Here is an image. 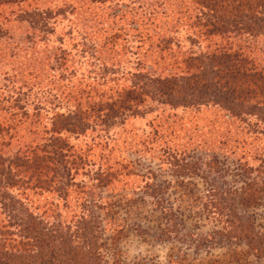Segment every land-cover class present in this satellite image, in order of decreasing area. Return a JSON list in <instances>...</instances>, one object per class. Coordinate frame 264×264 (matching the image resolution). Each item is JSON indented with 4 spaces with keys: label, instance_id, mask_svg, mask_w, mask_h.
<instances>
[{
    "label": "rangeland",
    "instance_id": "obj_1",
    "mask_svg": "<svg viewBox=\"0 0 264 264\" xmlns=\"http://www.w3.org/2000/svg\"><path fill=\"white\" fill-rule=\"evenodd\" d=\"M191 5L0 0V126L7 131L0 137L2 158L43 147L82 160L55 169L52 190L7 184L21 201L15 208L23 202L53 223L58 235H72L78 217L89 219L108 262L264 264L243 241L244 225L264 239L261 121L187 102L190 91L181 87L171 95L143 89L133 77H181L205 69L204 56L222 40L185 20L182 13L188 16ZM231 36L232 50L264 69V39ZM134 82L140 88L136 112L111 118L103 105ZM182 98L186 104H177ZM96 110L116 123L95 124ZM76 118L85 123L83 134ZM107 170L110 180L103 176ZM7 213L0 208V224Z\"/></svg>",
    "mask_w": 264,
    "mask_h": 264
},
{
    "label": "trees",
    "instance_id": "obj_2",
    "mask_svg": "<svg viewBox=\"0 0 264 264\" xmlns=\"http://www.w3.org/2000/svg\"><path fill=\"white\" fill-rule=\"evenodd\" d=\"M190 4L193 9L190 16H187V11L182 13L185 20L193 19L194 25L203 26L210 33L208 36H219L222 40L215 51L204 54L205 69L201 73L181 77H154L149 73L141 75L136 72L133 77L143 82V89L151 88L171 95L174 89L182 88L190 91L187 96L190 101L187 102L198 100L200 104L216 105L237 117L244 116V120L255 116L264 126V69L249 62L241 51L232 50L230 43L231 35L239 33L251 39H264V0H190ZM84 52L83 50L82 53ZM192 60L198 61V58ZM137 84L134 82L127 92L108 99L109 103L103 105L105 111L111 113V118L118 117L119 113L130 112L133 115L136 112L133 106L139 100L140 88ZM183 100L187 99L182 98L176 103L185 105ZM100 112H95V124L102 123L112 127L116 123L105 121L107 114L102 118ZM89 114L84 115L91 118ZM73 115L69 114L70 119L67 116L63 118L66 124H69L67 121L72 122ZM76 120L77 128L83 134L85 123L79 118ZM3 132L7 131L0 126V137ZM65 148L70 153L71 148L67 145ZM58 149L60 151L53 153L43 147H23V151L19 149L18 153L5 159L0 154V208L8 211L7 221L0 224V264H120L117 259L112 262L104 260L100 254L102 240L96 234V226H91L89 219L78 217L75 231L70 236H64L63 233L58 235L57 229L53 230V223L47 225L41 221L23 202L19 208H15L21 201L11 193L7 184L20 185L26 191L29 186L42 191L52 190L50 185L54 180L55 169L68 163L66 160L71 159V166L75 165L76 160L82 161L79 157L71 156L72 154L63 155L61 149ZM109 172L107 170L103 173L104 179H111L113 174ZM6 201L10 203L6 204ZM235 223L237 227H242L240 220L236 219ZM244 227V243L254 257L264 260V239L246 225ZM11 228H15V231H9Z\"/></svg>",
    "mask_w": 264,
    "mask_h": 264
}]
</instances>
